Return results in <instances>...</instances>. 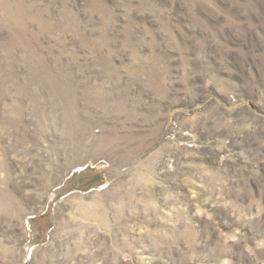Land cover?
<instances>
[{
    "label": "rangeland",
    "instance_id": "rangeland-1",
    "mask_svg": "<svg viewBox=\"0 0 264 264\" xmlns=\"http://www.w3.org/2000/svg\"><path fill=\"white\" fill-rule=\"evenodd\" d=\"M0 264H264V0H0Z\"/></svg>",
    "mask_w": 264,
    "mask_h": 264
}]
</instances>
